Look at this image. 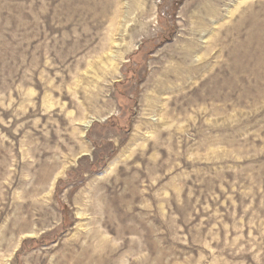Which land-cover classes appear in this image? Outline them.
<instances>
[{"label":"rangeland","instance_id":"1","mask_svg":"<svg viewBox=\"0 0 264 264\" xmlns=\"http://www.w3.org/2000/svg\"><path fill=\"white\" fill-rule=\"evenodd\" d=\"M0 264H264V0H0Z\"/></svg>","mask_w":264,"mask_h":264}]
</instances>
